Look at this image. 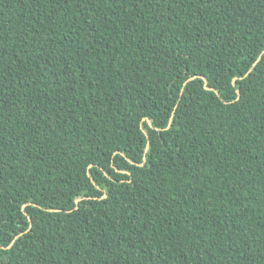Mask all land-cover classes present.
Listing matches in <instances>:
<instances>
[{
	"label": "trees",
	"instance_id": "trees-1",
	"mask_svg": "<svg viewBox=\"0 0 264 264\" xmlns=\"http://www.w3.org/2000/svg\"><path fill=\"white\" fill-rule=\"evenodd\" d=\"M0 264H264V0H0Z\"/></svg>",
	"mask_w": 264,
	"mask_h": 264
},
{
	"label": "water",
	"instance_id": "water-1",
	"mask_svg": "<svg viewBox=\"0 0 264 264\" xmlns=\"http://www.w3.org/2000/svg\"><path fill=\"white\" fill-rule=\"evenodd\" d=\"M205 87H206L207 89H210V88L208 87V85H207V81H206Z\"/></svg>",
	"mask_w": 264,
	"mask_h": 264
}]
</instances>
